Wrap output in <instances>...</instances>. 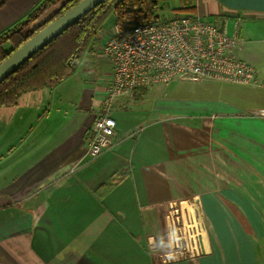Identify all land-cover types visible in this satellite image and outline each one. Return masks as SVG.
I'll use <instances>...</instances> for the list:
<instances>
[{"label": "crops", "instance_id": "obj_1", "mask_svg": "<svg viewBox=\"0 0 264 264\" xmlns=\"http://www.w3.org/2000/svg\"><path fill=\"white\" fill-rule=\"evenodd\" d=\"M42 2L0 0V35ZM192 2L259 82L137 89L94 157L111 65L0 107V264H264V0Z\"/></svg>", "mask_w": 264, "mask_h": 264}, {"label": "built area", "instance_id": "obj_2", "mask_svg": "<svg viewBox=\"0 0 264 264\" xmlns=\"http://www.w3.org/2000/svg\"><path fill=\"white\" fill-rule=\"evenodd\" d=\"M104 36L100 56L113 74L103 112L87 138L86 150L92 157L114 145L115 102L137 89L177 81L259 82L257 69L235 55L234 38L226 28L195 14L181 12L142 24L116 21Z\"/></svg>", "mask_w": 264, "mask_h": 264}, {"label": "trees", "instance_id": "obj_3", "mask_svg": "<svg viewBox=\"0 0 264 264\" xmlns=\"http://www.w3.org/2000/svg\"><path fill=\"white\" fill-rule=\"evenodd\" d=\"M79 1L43 0L24 20L0 35V64L44 26ZM162 1L104 0L32 55L0 84V107L17 105L24 93L54 87L69 77L79 64L83 50L108 21L142 24L156 17L163 18L167 14L158 11ZM186 3L177 14L194 11L192 0ZM56 6L52 17L35 26L48 10Z\"/></svg>", "mask_w": 264, "mask_h": 264}, {"label": "water", "instance_id": "obj_4", "mask_svg": "<svg viewBox=\"0 0 264 264\" xmlns=\"http://www.w3.org/2000/svg\"><path fill=\"white\" fill-rule=\"evenodd\" d=\"M104 0H81L58 18L44 26L0 64V84L32 55L45 47L71 24ZM191 1V0H190Z\"/></svg>", "mask_w": 264, "mask_h": 264}, {"label": "rangeland", "instance_id": "obj_5", "mask_svg": "<svg viewBox=\"0 0 264 264\" xmlns=\"http://www.w3.org/2000/svg\"><path fill=\"white\" fill-rule=\"evenodd\" d=\"M179 3L180 2H178L177 0H163L161 2V7L159 8L158 11L163 13V14H167L169 16L177 14V9H175V7ZM57 7L58 6L51 8V10L48 14L46 12V14H44V16H45L44 19L46 20L47 18L52 17L54 15V13L56 12ZM169 16H163V17H169ZM112 24H113L112 21H110V22L108 21V23H106V27L104 26L98 32V34L95 35L91 39V42L88 43L87 47L82 52L81 58L79 60V64L77 65L75 71L69 77V79H70L69 82L75 80L76 83H78V85H81L82 82L84 84L85 83L84 74L86 72L88 74H90V76L92 78L93 77L98 78L101 75V72L103 70H106V66L110 67L109 66L110 64L100 56V47L102 45V42H104L106 39V37L104 36V32H106L107 30H110ZM96 37H98V38L96 39ZM67 79H68V77H67Z\"/></svg>", "mask_w": 264, "mask_h": 264}]
</instances>
